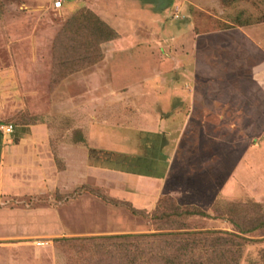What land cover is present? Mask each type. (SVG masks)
Segmentation results:
<instances>
[{
    "label": "rangeland",
    "instance_id": "1",
    "mask_svg": "<svg viewBox=\"0 0 264 264\" xmlns=\"http://www.w3.org/2000/svg\"><path fill=\"white\" fill-rule=\"evenodd\" d=\"M157 1L64 0L56 8V0H0V125L14 126L5 145L22 153L12 175L28 184L2 202L35 226L38 247L26 251L42 264H154L149 250L179 255L175 264H264V121H204L198 106L197 119L161 121L191 111L179 93L164 99L159 85L162 77L188 83L185 73L171 57L160 60L155 40H143V56L134 44H113L128 29L120 2L144 11L135 32L154 38L188 24L264 23V0ZM132 172L167 173L163 195L140 206L114 196L132 187ZM186 210L209 216L172 214ZM189 231L204 234L152 240L145 252L92 238Z\"/></svg>",
    "mask_w": 264,
    "mask_h": 264
},
{
    "label": "crops",
    "instance_id": "2",
    "mask_svg": "<svg viewBox=\"0 0 264 264\" xmlns=\"http://www.w3.org/2000/svg\"><path fill=\"white\" fill-rule=\"evenodd\" d=\"M122 3L116 4L115 7L124 10L123 23L128 29L122 37L113 42L114 46H122V43L134 44V51L141 52L139 55L143 56L148 46L142 43L143 40H155L160 60L165 61L171 57L174 71L178 75L185 73L188 78V83L173 81L171 86L165 77L161 78L159 85L164 90L163 98L165 99L169 91L179 93L191 108L190 112L175 110L170 117L166 115L161 121H167L169 118L183 120L185 117L189 120L197 119L198 117L193 115L197 106L203 108L201 119L204 121H264V23L209 31H197L193 24H188L187 28L170 35L146 38L135 32L138 24L136 16L144 14V11L135 7L136 4H132L134 2H124V5ZM111 9L115 8L109 4V10ZM0 132V264H42L41 258L26 251L38 247L31 239L35 236L31 235L36 232L35 226L32 228L28 223L22 225L20 209L16 206L11 208L9 205L5 207L2 202L25 193L28 184L12 175L14 157L22 153V148L20 145L6 146V138L9 135H4L1 128ZM259 136H264V127ZM166 174L126 173L127 178H131L133 182L132 187L123 191L117 189L113 195L125 198L136 206L145 202L151 203L157 196L163 195ZM38 183L32 184L36 186L35 189L42 186ZM51 186L50 183L49 187ZM46 187L45 181V193ZM65 188L64 185L61 186V191ZM35 189L30 188L32 192L37 190ZM39 192L42 194L43 189H39Z\"/></svg>",
    "mask_w": 264,
    "mask_h": 264
},
{
    "label": "trees",
    "instance_id": "3",
    "mask_svg": "<svg viewBox=\"0 0 264 264\" xmlns=\"http://www.w3.org/2000/svg\"><path fill=\"white\" fill-rule=\"evenodd\" d=\"M162 1L166 2L167 6L171 5V3H172V0H158L157 2H158V4H160V7H161V4L163 3ZM167 6H165V7H167ZM105 26L108 28V33H109L108 37L110 39L113 38V35L115 33L114 30L109 28L108 25H106V24H105ZM155 147H157V148H156V151L154 153L159 152L158 148L160 146L157 145ZM137 210H135V213L139 214L140 212L137 211ZM172 214L173 215H177V216H181V215H184V214H186V215H200V216H205V217L209 216L206 212L200 211V210H191V211L186 210V211H182V212L174 211ZM226 233L230 234L231 232H226ZM202 234H204V232H194V231H189V232H170V233H167V232H152V233L113 234V235H104V236H93L92 238L93 239L112 240L114 242H119L120 245L129 244L131 249L134 247L136 250H138L137 248H139V249H141V252L142 251L145 252V248L144 247L147 244L151 243L152 240L153 241L154 240H160L161 238H164L166 236H186V237H184L182 239L189 242V241H196V240L202 239V237L200 236ZM232 235H236V234H232ZM236 236L238 237V235H236ZM92 238H86V239H92ZM69 239H73V238H69ZM78 239H82V238H78ZM145 255L146 256L148 255L150 263H154V264H158L159 263V259H163L166 263L175 264V262H177V259L181 258L179 255L174 254L173 252L170 253V254H167L166 252H162V253L161 252L160 253L156 252V253H154L153 250H149L147 252V254H145ZM136 260H137V258L134 257L132 263L135 264Z\"/></svg>",
    "mask_w": 264,
    "mask_h": 264
},
{
    "label": "built area",
    "instance_id": "4",
    "mask_svg": "<svg viewBox=\"0 0 264 264\" xmlns=\"http://www.w3.org/2000/svg\"><path fill=\"white\" fill-rule=\"evenodd\" d=\"M64 0H56L55 7L60 8ZM0 128L4 135H11L14 132L13 124H1Z\"/></svg>",
    "mask_w": 264,
    "mask_h": 264
}]
</instances>
